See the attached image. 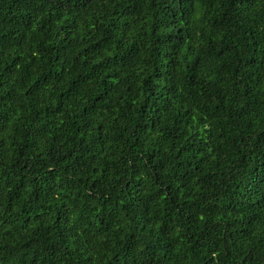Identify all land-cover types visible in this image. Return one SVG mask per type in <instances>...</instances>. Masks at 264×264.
I'll use <instances>...</instances> for the list:
<instances>
[{"label": "trees", "instance_id": "obj_1", "mask_svg": "<svg viewBox=\"0 0 264 264\" xmlns=\"http://www.w3.org/2000/svg\"><path fill=\"white\" fill-rule=\"evenodd\" d=\"M0 264H264V0H0Z\"/></svg>", "mask_w": 264, "mask_h": 264}]
</instances>
